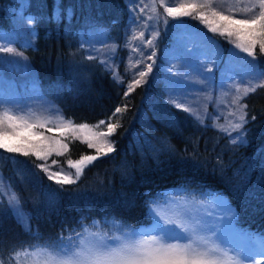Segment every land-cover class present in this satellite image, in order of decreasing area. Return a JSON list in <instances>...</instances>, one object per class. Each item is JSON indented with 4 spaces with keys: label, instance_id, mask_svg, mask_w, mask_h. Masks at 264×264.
Returning <instances> with one entry per match:
<instances>
[{
    "label": "trees",
    "instance_id": "1",
    "mask_svg": "<svg viewBox=\"0 0 264 264\" xmlns=\"http://www.w3.org/2000/svg\"><path fill=\"white\" fill-rule=\"evenodd\" d=\"M27 1L20 7L19 0H0V35L10 37L9 44L23 54L18 56L26 65L18 77L29 72L38 92L65 120L77 124L95 129L116 107L127 110L112 120L121 125L110 137L116 150L87 165L71 185L48 179L37 167L43 162L34 156L0 150V179L20 198L31 229L26 231L18 222L9 199L0 192V258L7 262L13 249L30 244H67L69 238L75 242L90 233L113 237L147 227L154 222L150 206H165L167 190L175 188L194 199L206 193L223 196L236 210V239L252 246L254 235L264 238V88L243 97L244 140L232 141L168 100L160 63L130 93L129 84L139 76L129 80L122 60L115 67L107 65L102 50L109 44L115 49L112 62L125 52L122 37L129 23L125 0ZM194 20L165 14L156 22L159 34L154 43L161 50L181 27L202 28ZM97 29L106 30L105 42L96 40L92 54L86 33ZM20 38L26 40L24 46ZM12 56L0 53V72L16 80L12 68L5 69ZM254 63L264 69L259 50ZM65 143L69 150L50 159L74 175L66 162L95 152L71 134Z\"/></svg>",
    "mask_w": 264,
    "mask_h": 264
},
{
    "label": "snow or ice",
    "instance_id": "2",
    "mask_svg": "<svg viewBox=\"0 0 264 264\" xmlns=\"http://www.w3.org/2000/svg\"><path fill=\"white\" fill-rule=\"evenodd\" d=\"M159 3L168 17L187 16L198 19L209 31L226 37L235 48L253 58L248 62L249 70L255 79L260 80V83L246 87L243 96L255 92L257 88H264V69L254 63L257 48L261 54H264V0H248V3L242 7L227 10L215 7V0H190L175 7L167 6L165 0H159ZM144 10V8L140 9L142 13ZM152 11L154 13L157 11L155 6ZM143 37L144 32H140L139 37L134 36L133 39ZM147 44L152 46L153 41L148 40ZM0 52L23 55L12 47H0ZM154 56L155 52L148 59L153 60ZM152 68L153 65L148 64L146 71L138 73L139 79H135L128 86L129 93L133 91L134 86L144 82ZM207 71L212 72V68H208ZM236 92L240 93L238 86ZM243 96L237 95L233 99L232 103L238 107L236 111L230 113L236 116L239 122H229V127L220 126L221 130L229 135L232 131L241 129L246 123L247 105L240 104ZM173 103L183 111H191L182 103L175 101ZM126 110L127 106L116 107L108 120H100L95 125V129L104 130H95L87 123L77 124L65 120L62 116L53 120L40 118L31 112L22 113L3 109L0 110V150L21 156H34L37 160L43 161L37 167L48 175V179L60 185H71L80 179L87 165L116 150L115 143L110 137L121 125L113 123L112 120ZM46 133L54 135H46ZM69 134L74 138H81L95 152L92 155H83L75 161L69 159L66 162L68 167L75 170L74 175L66 174L63 168L53 171L58 161L48 162L53 154L63 155L69 150V145L65 143ZM152 204H155V201H152ZM9 205L18 222L23 223L25 230L30 232V225L26 223L27 214L22 211L20 198L14 192L10 195ZM150 211L154 216L159 217L154 207L150 206ZM229 211L232 210L229 208ZM176 215L177 219L163 217L157 219L156 223L159 226L157 235H147L145 238L134 232L121 231L119 236L107 237L100 233H90L75 242L69 238L67 244L63 241L30 244L28 248L13 249L8 261L5 262L0 258V264H21V261L23 264H246L247 261H252V264H264V259L256 260L255 256L247 251L222 247L217 243L222 236L213 238L205 235L206 231L214 230L207 229L204 224L193 219L190 213L179 206ZM169 229L172 231L170 232ZM109 239L114 243H108ZM256 255L264 257V238L261 239Z\"/></svg>",
    "mask_w": 264,
    "mask_h": 264
},
{
    "label": "rangeland",
    "instance_id": "3",
    "mask_svg": "<svg viewBox=\"0 0 264 264\" xmlns=\"http://www.w3.org/2000/svg\"><path fill=\"white\" fill-rule=\"evenodd\" d=\"M125 1L129 17L128 27L122 37V47L125 52L114 63L112 60L115 49L109 44L106 49L102 50L106 53L107 65L112 63L115 67L122 60L125 76L130 80L136 78L140 71H146L148 64L154 65L158 62L167 81L166 97L172 104L175 101L186 105L199 122L206 123L218 130H221L220 126L229 127V122H239L236 116L230 115L238 107L232 103L233 99L237 95L243 96L246 87L260 83V80L255 79L249 70L248 62L253 58L235 48L226 37L209 31L198 19H195L193 23L202 28L197 30L192 27H181L170 43L164 45L160 50L154 43L159 34L156 22L161 20L166 12L160 6L159 0ZM19 2L20 7H26L28 4L27 0H19ZM188 2L190 0H165V4L169 7ZM247 3L248 0H215V7L220 10L236 9ZM153 6L157 9L155 13L152 11ZM141 8L145 9L143 13L140 11ZM149 17L152 18L149 19ZM140 32H144V37L133 39L134 36L139 37ZM105 35L106 30L102 29L86 33V44L90 53L93 54L94 48L97 46L95 45L96 40L100 44L105 42ZM7 38L10 39V37ZM7 38L0 35V47H11ZM148 40L153 41L152 46L147 44ZM25 41L20 38L23 46ZM257 50L259 49L257 48ZM153 52H155V56L153 60H149L148 57ZM9 67L18 77L17 74L21 70L24 72L26 65L18 55H13L11 65L5 66V69ZM208 68H212V72H208ZM28 74L29 72L26 74L27 76L20 75L14 80L11 77L9 79L3 76L0 72V110L31 112L40 118L56 120L61 116L59 109L38 92L35 79ZM237 86L240 88V93L236 92ZM240 104H243L242 99ZM237 115H239L238 112ZM224 133L232 141L241 142L244 140V126L238 131H232L230 135ZM46 135L54 134L46 133ZM52 160L56 159L52 157L48 162L51 163ZM60 169L58 165H55L52 170L59 171ZM63 170L66 174H70L69 170L64 168ZM0 192L4 193L8 199L10 198L11 191L1 179ZM167 192L170 193L167 204L156 209L159 217L177 219L176 213L179 206L190 213L193 219L204 224L207 229L214 230L206 231L205 235L213 238L222 236L221 240H217V243H220L222 247L247 251L254 255L256 260L264 259V257L256 255V250L261 244V236L254 235L251 238L252 246L236 239L233 225L236 210L228 204L223 196L220 195L218 198L213 197L212 193H206L199 199H194L190 195L183 194V190L180 188L169 189ZM229 208L232 211H229ZM159 217L153 215L154 222L151 226L142 227L133 232L143 235L145 238L147 235L159 234V226L156 223ZM169 231L172 230L169 229ZM108 243H114V241L110 239ZM246 264H252V261H247Z\"/></svg>",
    "mask_w": 264,
    "mask_h": 264
}]
</instances>
